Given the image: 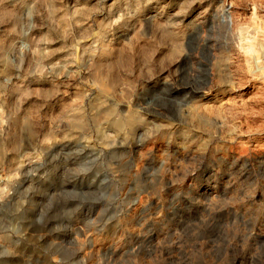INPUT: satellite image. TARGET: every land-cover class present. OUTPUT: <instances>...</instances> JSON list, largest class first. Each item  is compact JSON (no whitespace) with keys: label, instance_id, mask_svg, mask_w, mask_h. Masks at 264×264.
I'll use <instances>...</instances> for the list:
<instances>
[{"label":"rangeland","instance_id":"obj_1","mask_svg":"<svg viewBox=\"0 0 264 264\" xmlns=\"http://www.w3.org/2000/svg\"><path fill=\"white\" fill-rule=\"evenodd\" d=\"M0 173L6 264H264V0H0Z\"/></svg>","mask_w":264,"mask_h":264},{"label":"built area","instance_id":"obj_2","mask_svg":"<svg viewBox=\"0 0 264 264\" xmlns=\"http://www.w3.org/2000/svg\"><path fill=\"white\" fill-rule=\"evenodd\" d=\"M10 195H11L10 187L6 184L2 173H0V208L3 205L4 200ZM0 264H6L5 251H0Z\"/></svg>","mask_w":264,"mask_h":264},{"label":"bare ground","instance_id":"obj_3","mask_svg":"<svg viewBox=\"0 0 264 264\" xmlns=\"http://www.w3.org/2000/svg\"><path fill=\"white\" fill-rule=\"evenodd\" d=\"M60 186V185H59ZM67 195V194H66ZM92 195V194H91ZM93 196V195H92ZM91 197V196H90ZM57 202V201H56ZM57 207H58V205H57ZM64 208V207H63ZM60 210H61V208H60Z\"/></svg>","mask_w":264,"mask_h":264}]
</instances>
